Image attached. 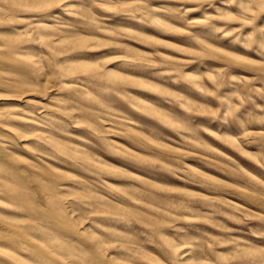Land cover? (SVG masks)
Returning <instances> with one entry per match:
<instances>
[{"label":"rangeland","instance_id":"374dc122","mask_svg":"<svg viewBox=\"0 0 264 264\" xmlns=\"http://www.w3.org/2000/svg\"><path fill=\"white\" fill-rule=\"evenodd\" d=\"M0 150V264H264V0H0Z\"/></svg>","mask_w":264,"mask_h":264},{"label":"bare ground","instance_id":"6f19581e","mask_svg":"<svg viewBox=\"0 0 264 264\" xmlns=\"http://www.w3.org/2000/svg\"><path fill=\"white\" fill-rule=\"evenodd\" d=\"M230 54H231V53H230ZM230 54H229V55H230ZM152 142H153V141H152ZM0 151H1V150H0ZM1 152H2V151H1ZM1 152H0V154H1ZM2 153H3V152H2ZM3 155H4V154H3ZM259 203H261V201H260ZM254 204H255V203H254Z\"/></svg>","mask_w":264,"mask_h":264}]
</instances>
